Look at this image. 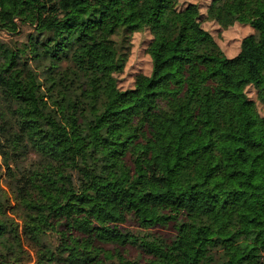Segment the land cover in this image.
<instances>
[{
  "label": "trees",
  "instance_id": "trees-1",
  "mask_svg": "<svg viewBox=\"0 0 264 264\" xmlns=\"http://www.w3.org/2000/svg\"><path fill=\"white\" fill-rule=\"evenodd\" d=\"M31 1L0 0V31L32 30L0 42V97L17 105L0 179L22 212L19 225L0 187V264L32 261L22 236L33 264H137L102 247L126 244L147 264H264V0H210L206 15L178 0ZM204 16L252 32L227 56ZM143 30L151 70L119 88L113 36ZM128 217L175 234L122 231Z\"/></svg>",
  "mask_w": 264,
  "mask_h": 264
},
{
  "label": "rangeland",
  "instance_id": "rangeland-1",
  "mask_svg": "<svg viewBox=\"0 0 264 264\" xmlns=\"http://www.w3.org/2000/svg\"><path fill=\"white\" fill-rule=\"evenodd\" d=\"M22 2L25 4L27 9H33L31 0H22ZM178 2L179 6H183L188 2L197 3L200 7L201 13L206 15L205 10L210 0H178ZM201 23L202 27L212 35L215 42L227 56L235 55L238 51L241 38L252 32V29L248 25L233 23L224 26L223 24H220L216 20L207 16H204V19H202ZM31 32L32 30L29 26L18 23V29L14 34L0 31V42H4L13 48L22 47L27 41L28 34ZM151 37L152 36L148 30L135 32L127 36H123L122 34L113 36V40L115 41L120 53L124 54V67L121 72L115 74L119 88L124 89L131 87L136 76L139 74H149L151 70V61L147 53V48ZM29 65L33 69L37 70L38 66L34 62L30 61ZM67 68L70 70L71 65L67 62H63L59 65L56 73H65ZM59 76L60 74L57 75V77ZM16 106L17 105L15 102H11L10 104L8 101H4L0 97V124H5V128H9L10 132H13L16 129L15 115L12 113ZM258 109L263 115L264 107L262 105H258ZM24 162V164L27 166L29 164H35L36 158L34 154L30 152ZM0 171H4L3 167H0ZM4 179L5 175L2 174L0 179V187L9 196L11 205L8 208L7 215L12 217L13 220L20 225L22 217L21 209L16 206L15 201L12 199L10 188ZM121 230L134 235H144L147 232H150L153 235L161 237L167 241L172 239L173 235L175 234V229L171 224L144 229L143 227H140L132 217H128L127 221L121 225ZM46 235V237L41 238L43 243H50V241L55 242L54 237L50 236L51 234L49 232L46 233ZM22 245L25 251H27L32 258V261L26 264H33V261H35L36 258L37 243L22 236ZM102 247L112 255L115 251H119L125 259L134 261L137 264H147L148 256L143 253L140 248L133 244H126L119 247L113 245H103ZM112 255L109 257H112ZM116 263L117 259L115 258L108 264Z\"/></svg>",
  "mask_w": 264,
  "mask_h": 264
}]
</instances>
